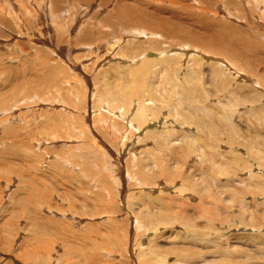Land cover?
Returning a JSON list of instances; mask_svg holds the SVG:
<instances>
[{
    "label": "rangeland",
    "instance_id": "obj_1",
    "mask_svg": "<svg viewBox=\"0 0 264 264\" xmlns=\"http://www.w3.org/2000/svg\"><path fill=\"white\" fill-rule=\"evenodd\" d=\"M2 1L12 6L17 17L26 10L25 1L0 0V4ZM48 1L41 2V12L36 14V24L40 23L39 17L43 24L38 31L35 29V41L28 37L24 15L23 25L19 22L18 27L23 29L21 32H11L0 24V264H264L263 199L246 194L249 190L262 191L264 182V170L256 169H264V91L254 87L260 83L264 89V0H237L236 5L226 0H206L202 4L198 0H122L127 4L123 13L134 7L135 16L144 14L137 9L140 6L152 16L159 10L171 12L164 16L170 27L186 30L190 39L194 35L203 44L217 39L214 35L219 34L221 26L231 25L240 33L234 32L238 36L237 41L235 35L234 57L239 61L235 65L244 73L237 70L239 74L234 76L226 70L229 83L221 89L223 93L216 95L213 85L207 82L209 69L212 70L209 63L190 65L186 60L180 69H169L172 79L178 75L181 85L172 80L176 86L185 89L193 84L196 90L203 89L199 105L210 114L208 127L216 129L227 144L213 147L208 135L177 123L173 133L181 135L178 141L182 142L176 146L157 143L149 134L146 145L136 144V137L121 139L122 136L112 135L108 141L100 137L102 146L97 151L88 146L90 140L82 138L78 142L76 134L67 128L65 123L71 121L69 113L73 109L66 106L67 94L76 92L78 83L86 85L88 100L96 97L98 102L97 96L107 90L118 93L119 83L109 77L101 79L113 72H94L92 64L96 59L101 63L97 61L98 65L107 63L122 50H108L104 46L108 37L104 41L94 35L96 38L93 36L88 42L85 31L93 22L89 34L96 32V22L109 19L110 13L120 7L116 0H68L51 18ZM199 10L205 12L201 24L196 19ZM209 10L213 13L208 14ZM110 21L112 27L118 26L117 32L122 24L127 28V22H120L117 17ZM62 25L71 27L69 34L64 35L66 41L57 45L55 39L62 34ZM162 34L157 50L183 42L173 38L171 32ZM219 37L229 39L225 34ZM79 42L87 45L80 48ZM96 44L103 47L98 49ZM210 52L211 56L205 54L209 61L215 57L231 65L223 56ZM38 56L45 60L50 74L39 64ZM75 56L81 59L75 60ZM128 56L131 55L124 59ZM159 67L162 65H157V70ZM99 70L103 68L99 66ZM96 73L97 80H91ZM247 79L250 83H246ZM174 84L161 80L155 103L159 112L153 109V113L161 121L178 112L206 123L201 112L189 111ZM93 89L99 90L98 94ZM34 90L31 95L36 96L27 100L26 93ZM257 92L263 103L237 106L235 115L229 118L237 134H229L223 119L225 112L219 104L233 97H256ZM252 109L261 111L252 113ZM91 112L86 113V123L89 120L88 131L97 136L95 130H90ZM197 137L200 141L193 140ZM124 142L128 147L122 145ZM145 149L151 156L141 154ZM128 154L134 158L132 167L126 164ZM130 168V174L147 187L129 183L126 171ZM105 182L108 192L103 202L99 191H105ZM128 188L136 195L129 198Z\"/></svg>",
    "mask_w": 264,
    "mask_h": 264
},
{
    "label": "bare ground",
    "instance_id": "obj_2",
    "mask_svg": "<svg viewBox=\"0 0 264 264\" xmlns=\"http://www.w3.org/2000/svg\"><path fill=\"white\" fill-rule=\"evenodd\" d=\"M9 1L11 3H12V1L17 2V3H21V2L23 3V1H25V3H27V5H25L26 10H25V12H23V15L26 17L25 20L28 22V24H25V25L27 26V30L29 33V35H28L29 39H31L32 41H35L33 39L34 36H36L35 32H36V30L37 31L39 30V29H37L38 26L43 24L41 17H39L40 23L36 24V21H35V19L37 17V15H36L37 11L40 10V12H41V8H42L41 2L43 0H9ZM101 1H103V0H100V2ZM107 1H110V0H107ZM167 1L168 0H158V1L154 0L155 3L167 2ZM198 1L200 3L201 2L203 3V1H206V0H198ZM226 1H230L231 2V3H229L230 5L231 4L232 5L237 4V0H226ZM65 2H68V0H49L48 5L50 7L49 8L50 12L48 13V17L50 16L52 18L53 14L55 12L58 13L61 9V6L63 4H65ZM105 4L103 3V5H105ZM141 4H143V3H141ZM141 4H139V5H141ZM97 5H99V4H97ZM116 5H118V7H120V8L116 9L117 10L116 13H114V12L110 13L109 19L107 17L106 18L107 20L104 19L103 21H101V19H100V21L96 22V25H97V31L96 32L89 34V31L92 30V28H94L93 24H95V23H93V22L90 24L92 27H89V25H88V27L86 28L87 32L85 30L84 31L86 33L85 34L86 40L88 42L91 39H93L94 35L97 38L102 37L103 39L101 38V40H104L105 37L106 38L108 37L109 38L108 42L104 43V46L107 45L108 50H114V48H119V50H122L121 52L119 51L120 52L119 54H117L119 56H117L114 53L115 56L112 57V59L110 61H108L107 63H103L104 65L103 64L98 65L99 60H97V59L92 64L93 66H95L94 72L98 71L97 73H100V74H103L106 71H112L113 72L112 74L103 75L101 77V79H105V78L109 77L110 80L113 79L115 82L119 83L120 85H119V88L117 89L118 93L113 94L107 90V92H105V94H101V95L97 96L98 102H96V100H95L96 97L94 98L95 101L91 100V99L88 100V97L86 94L87 88H86L85 84L82 85V84L78 83L79 86L74 88V90L76 92H74V91L68 92L69 94H67V95H69V96H68V98L66 97L68 99V103L66 106H68L69 108H73V109H70L71 113H69V114H71V116L69 117V118H71V121L67 120L65 124L67 125V128L72 133L76 134L77 141L80 139L82 140V138H83V140L86 139L87 142H88V140H90V143L88 144V146H91L92 148L95 149L94 151H97V150H100L101 146H102L101 142H99L100 137H103V139H106L107 141L110 139V137L112 135L116 136V138L119 136H122L121 139H125L128 137H132V138L136 137V139H135L136 144H139V142H141V143H143V145H146L147 141H149L148 136H146V135L149 134L155 140H157V143H166L168 145L176 146L177 142H180V143L182 142V141H178V139L180 138L181 135L176 136L173 133V128L175 127V124L178 123L180 126H184L185 128L191 127V128H193V129H195V130H197L203 134L208 135V138H209L208 141L210 142V144L213 147L219 148L221 146V144H227V142L225 140L226 138L225 139L219 138V134H218V131L216 129L212 128L211 126L208 127V124L210 122V118H209L210 114L208 113V110L206 107L202 108L199 105L200 101L204 97L202 95L203 93L200 92V91H203V89L196 90L193 84L190 85V87L185 88V89L183 87L176 86L172 80H175L177 84L181 85L178 81V75L176 74L175 79H172L173 74H171V72H169V69L171 67H174L176 69H180L181 67H183L182 62L184 65V63H186V60H187V62L188 61L190 62V65L195 63V62L205 61V62L209 63L211 66L210 68H212V70L209 69L207 82L209 83V85H213L216 95L221 93L222 92L221 89L225 88L226 83H229L228 80L226 79V77H227L225 74L226 70H228L234 76L239 74V72L237 70H240L243 72V70H241L240 67H237L235 65L236 63H239V61L237 58L234 57L235 40L237 37V41H238L237 35H240V33L238 31H236L235 29H233V27L231 25H227V24L223 25V26H221L222 27V30H220L221 32L219 31V34L214 35L215 38H217V39L214 40L213 38H211L210 40H212L211 41L212 43L206 42V44L208 45L206 47V44H203L202 39L200 40V38L194 37V35L190 39L188 36L189 33L186 30H183L181 28H176L173 26L170 27L168 19H166L164 16L166 14H171V12H167L166 10H159L158 12L153 13L155 16H152V15L148 14L147 11L143 10L146 8H144L143 6H140L141 8L137 7V9L144 14L142 16H135L136 8H134V7L130 8L129 10H125L123 13V10L126 8L127 4H123L122 0H116ZM147 6H149V5H147ZM21 7L23 8V6H21ZM100 7H101V5H100ZM103 7L104 6H102V8ZM11 8H12V6H10L9 3L6 4L5 1H2V4H0V24L5 25L7 28H10L11 32L12 31L13 32H15V31L21 32V31H23V29L18 28V27L20 26L19 22L21 24L24 22L23 17H22L23 15L20 16L21 15L20 14L17 17L14 13V9H11ZM96 8L98 10H100L99 7L96 6ZM199 8H200V6H199ZM44 11H46V9H44ZM162 11L165 12L163 14V16L160 15V14H162ZM66 12L68 13V10ZM118 13L121 17H119ZM212 13L213 12L210 11L208 14H212ZM3 14H4V16H2ZM203 14L205 15L204 10H199V15L196 19H197L198 23H200V24L203 23ZM107 16H109L108 13H107ZM2 17L4 18V21L2 20ZM116 17L118 18V20L120 22H122V21L127 22V23H125L127 25L125 27H127V28H123L124 25L122 24L123 26L121 25L120 31L117 32L119 30L118 26L116 27L115 24H113V27H112V24L110 21ZM216 17H218V16H216ZM78 19H81V18H78ZM69 21L65 22V24H67ZM80 22H82V20H80ZM83 23L85 24V22H83ZM130 24H139V25L134 27V26H131ZM13 26L15 27V30H14ZM73 26H74V24H73ZM61 27H62V30H61L62 34H59V36L56 37V39H55L56 44L57 43L60 44V43H63L66 41L64 35L69 32L68 30L70 29L69 27H71V26L68 25L65 28V26L62 25ZM168 27H170V28H168ZM80 30H81V28H80ZM121 30L124 33H121ZM165 31L171 32V35L173 38H180L181 40H183V42L179 43L178 45H174L173 47L171 46L170 49L157 50V47L159 46V45L157 46L158 40L159 41L163 40V37H162L163 34L162 33H165ZM5 32H9V29H6ZM81 32H80V35H81ZM234 32H236L237 35ZM21 34H23V33H21ZM71 34H72V32H71ZM223 34H225L226 38L228 37L229 39L223 40L222 38L219 37V35H223ZM82 35H83V32H82ZM235 35H236V37H235ZM0 36H2L1 33H0ZM185 39H190V41L185 42ZM78 40L79 39H76V41H78ZM83 40H84V38H83ZM213 40L215 42H213ZM79 44H80L79 47L83 48L86 43H80L79 42ZM98 46L101 48L103 47V45H99V44L97 45L96 44L97 48H98ZM164 46H165V44H164ZM91 47H94V46H91ZM197 50H200V52ZM215 50H216V52H215ZM92 51H93V48H92ZM117 51H116V53H117ZM210 51L214 52V54L217 56H223L224 58H226L231 63V65H226L224 61H217L216 60L217 58L215 59V57H214V59H212V61L211 60L209 61L208 55L211 56ZM89 52H91V51L88 50V53ZM93 54H95V53H93ZM129 54L131 56H128L127 59H124L125 55H129ZM205 54H208V55H205ZM81 55H80V57H81ZM76 56H78V55H76ZM76 56H75V60L81 59V58L77 59ZM36 58H39V64L45 68L46 73L50 74V70L47 69L48 66L45 64V60L40 59V58H42L41 56H38ZM105 59H107V58H105ZM85 60H88V59L86 58ZM101 61H102V59H101ZM113 62H115V63H113ZM212 63H216V64H212ZM218 63H222V65H225L226 67L219 66V65H217ZM23 64H24V62H23ZM152 64H154V66L152 68H150ZM160 64L162 65L163 70L161 69L162 67H159V70H161V72L157 73L159 70H157L156 66L157 65L160 66ZM92 65H91V67H92ZM26 66L27 65H25L24 67H26ZM99 66H100V69L103 68V70H99ZM84 67H86V66H84ZM245 69H248L250 71L251 68L247 67ZM23 71H24V69H23ZM97 73L95 74V76L91 77L92 78L91 80H93V81H95V79L97 80ZM165 73H168V74H165ZM243 76H245V75H243ZM239 77H241V76H239ZM56 78H54V79H56ZM244 78H246V77H244ZM161 80H167L170 84H174L175 87L177 89H179L176 91H178L181 94L182 98L188 103L189 111L201 112L200 114H202V116L205 119H207L206 123H204L203 121H201L197 118H193L191 116L181 115L182 113H178V112H176L175 117H168L162 121L160 119H158L157 114L153 113V109H154V111L159 112V110L155 109V103H157V98H158L157 92L160 91ZM49 81H51V80H49ZM45 82L46 81H44V83ZM68 82L70 83V81H68ZM246 83H250V81L247 79ZM74 84H75V82H74ZM188 84H190V83H187L186 85H188ZM105 86H106V84H105ZM97 87H99V86L97 85ZM247 87L248 86H242V88H247ZM254 87L258 88L259 90L262 89V91H264L263 86H261L260 83H257L256 85H254ZM30 89H32V86ZM99 90H101V88ZM99 90L93 89L92 91H93V93H97ZM29 91H31V90H29ZM65 92L63 91V93H65ZM33 93H35V90L32 92L26 93L27 100L32 101L31 96L32 97L36 96V95H34V96L31 95ZM102 93H103V91H102ZM251 93H253V92H251ZM244 94H248V92H244ZM259 94H261V93H259V92L256 93L257 98L254 97V94H253V95H251V97L238 99L236 97H233V93H230V96H232L233 99L231 101L228 100V102H226L224 104H219V107L225 112L223 119L226 122L225 127L228 129L229 134H234L235 136L237 134V131L231 125V122L229 120L230 116L235 115L237 106L244 105L245 103H251V104L259 103V105L262 104L263 103V102H261L262 98ZM90 95H91V93H90ZM23 97H24V95H23ZM50 97L55 98L56 95H54V96L50 95ZM104 98H105V100L102 102V100ZM145 98H149V99H145ZM20 102H23V101H20ZM90 102H92L91 107L89 106ZM144 102L147 103V105H145ZM13 103H15V102L13 101ZM30 103H32V102H30ZM148 103H150V104L148 105ZM119 104H122V107H119ZM262 107L264 108V106H262ZM98 109L103 110V112H101V111L98 112ZM62 110L65 111V108H62ZM89 110H90V112L92 111L91 113L93 116V123L91 122V125H92L91 128L92 129L90 128V130H95V132H96L95 134L97 136L93 135V132L88 131L89 129H88L87 123L89 124L90 122L88 120V122L86 123V120H87L86 119V113ZM258 111H261V110H256V109L251 110L252 113H258ZM119 112H121V114H119ZM8 120H4V122H7ZM261 122L264 125V117L261 118ZM154 127L157 129H160V130L157 131V129H153ZM142 132L144 133L143 136L141 134ZM89 135H91V136L89 137ZM154 139H153V141H155ZM193 140L194 141H200V137L193 138ZM78 142H80V141H78ZM180 143H178V145ZM79 145L83 146L81 144H79ZM122 145L127 146V144L125 142ZM133 145H134V143H133ZM114 147L119 148V146H116V145ZM83 148L85 149V147H83ZM121 149H122V147H121ZM81 152H83V151H81ZM132 154H134V153H132ZM132 154L130 156L128 154V156H129L128 158H130V159H127V162H126L127 166L129 165L131 167L133 166V163H134V161L132 160V159H134ZM141 154H143L147 157L151 156V153L148 151V149H145V151H142ZM231 156H233L232 153H231ZM86 161H88V160H86ZM127 169H129V168H127ZM131 169L132 168H130V171H126V175H127V179L129 181V183H131V185L135 183L137 186L147 187V186L141 184L140 181H138L134 176H132L130 174ZM256 169L258 171L264 170V169H258V167H256ZM91 171H92V169H91ZM160 172L164 173L163 169H161ZM88 174H89V171H88ZM90 174H93V172H91ZM105 180H107V179H105ZM104 185H105V188H104L105 191L104 192L99 191L100 196L103 198V202H104V195H105V193L108 192L107 182H105ZM131 185H129V187H131ZM261 185L263 186L262 191L254 192V191L249 190L246 192V194L253 195L256 198L258 196L261 197L263 199V201H262V203H260V205H261L262 209L264 210V182ZM144 189L145 188H143L142 190H144ZM129 191H130L129 198L136 195L135 192L132 193L131 188H128V193H129ZM238 198H241V196ZM105 208H108V207L106 206ZM136 246L140 247L141 245L136 243ZM138 253H140V251Z\"/></svg>",
    "mask_w": 264,
    "mask_h": 264
}]
</instances>
